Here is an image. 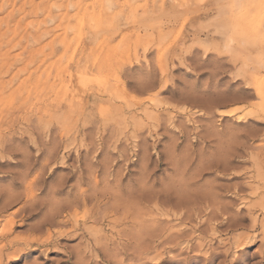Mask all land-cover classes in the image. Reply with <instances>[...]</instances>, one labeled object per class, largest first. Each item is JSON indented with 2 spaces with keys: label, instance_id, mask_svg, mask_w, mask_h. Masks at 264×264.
Instances as JSON below:
<instances>
[{
  "label": "rangeland",
  "instance_id": "rangeland-1",
  "mask_svg": "<svg viewBox=\"0 0 264 264\" xmlns=\"http://www.w3.org/2000/svg\"><path fill=\"white\" fill-rule=\"evenodd\" d=\"M0 2L2 264H264V0Z\"/></svg>",
  "mask_w": 264,
  "mask_h": 264
},
{
  "label": "bare ground",
  "instance_id": "bare-ground-1",
  "mask_svg": "<svg viewBox=\"0 0 264 264\" xmlns=\"http://www.w3.org/2000/svg\"><path fill=\"white\" fill-rule=\"evenodd\" d=\"M10 1V0H9ZM16 1V0H15ZM111 1V0H110ZM236 1V0H235ZM230 2H232V1H230ZM1 3V2H0ZM8 3H10V2H8ZM235 3V2H234ZM15 4V3H14ZM18 4V3H17ZM21 4V3H20ZM40 4V3H39ZM38 4V5H39ZM42 4V3H41ZM45 4V3H44ZM52 4V3H51ZM1 5H2V3H1ZM1 7V6H0ZM21 7V6H20ZM6 8V7H5ZM33 8V7H32ZM4 10V9H3ZM15 10V9H14ZM20 10H21V8H20ZM37 11V10H36ZM35 11V12H36ZM9 13V12H8ZM15 16V15H14ZM5 17H7V16H5ZM3 18V17H2ZM33 18V17H32ZM18 20V19H17ZM16 20V21H17ZM6 21H7V18H6ZM22 21V20H21ZM1 22V21H0ZM19 22V21H18ZM17 24V23H16ZM1 25V24H0ZM2 28H3V26H2ZM9 31V30H8ZM15 33V32H14ZM5 36V35H4ZM11 38V37H10ZM48 162V161H47ZM15 163V162H14ZM28 163V162H27ZM29 165V164H28ZM31 165V164H30ZM23 174V173H22ZM11 191V190H10ZM32 192V191H31ZM12 194V193H11ZM31 194V193H30ZM15 195V194H14ZM14 195H10V201L8 200V201H5L4 203H3V207H2V210H3V208L4 209H6V207L7 206H9V205H11L15 200H16V197L14 196ZM17 195V194H16ZM29 195H27V197H28ZM32 198H34L33 197V192H32V194L30 195V197L28 198L29 200H31ZM1 199V198H0ZM20 199V198H19ZM66 201V200H65ZM79 201V200H78ZM31 202V201H30ZM59 203V202H58ZM83 203L84 204H86V201H84L83 200ZM28 204V203H27ZM62 204V203H61ZM60 204V205H61ZM67 204V203H66ZM69 204V203H68ZM72 204H74V202H72ZM68 206V205H67ZM69 206H72V205H70L69 204ZM74 206H75V204H74ZM55 207V206H54ZM77 207V206H76ZM59 208V207H58ZM68 208V207H67ZM23 209V212L25 213L24 214V217H32V216H34L35 214H38L39 212H40V210H41V208H40V205L37 203H32L31 205H29V206H25V207H21V210ZM55 209V208H54ZM64 209H65V207H64ZM64 209H62V208H59V209H56L53 213H51L50 215H48V217L44 220V221H42L41 223H38V225L36 224V225H34V226H32L31 227V229L32 230H34V231H39V233L40 232H43V230L44 229H47L48 230V237L49 238H51V236H52V233H51V226H53L54 224H56V223H59L60 222V220H61V218H60V216L61 215H64V217H67L68 215H70V211H69V209L70 208H68V210H66V214L65 213H63L65 210ZM76 209V208H75ZM6 211V210H5ZM18 212H20V210H17V211H13V213H12V217H10L9 219H7L5 222H2L1 221V219H0V223L2 222V227H1V229H0V241L2 240H6V243L2 246V248L0 249V264H2V259H3V257H4V255H5V250H7L8 249V247L10 248L13 244H14V239L12 238V239H9V235H11L12 234V232H13V230H14V227H15V225H16V221H15V216L18 214ZM75 212H77L76 210H75ZM0 215H3V213L2 212H0ZM69 218H71V217H69ZM6 219V218H5ZM65 222H66V220H64ZM69 221V220H68ZM67 221V222H68ZM76 221V220H75ZM62 222V221H61ZM1 225V224H0ZM48 225H50V226H48ZM71 231V230H70ZM56 232V231H55ZM42 235V234H41ZM53 236H54V234H53ZM59 236V235H58ZM11 238V237H10ZM47 239L49 242H50V240L51 239ZM16 239V238H15ZM40 240V238H36V239H34L33 240V242H36V241H39ZM29 241V240H28ZM52 241V240H51ZM16 242H17V240H16ZM39 243V242H38ZM40 243H41V240H40ZM43 243V242H42ZM43 245V244H42ZM15 252H17V251H15ZM17 254V253H16ZM11 255V254H10Z\"/></svg>",
  "mask_w": 264,
  "mask_h": 264
}]
</instances>
